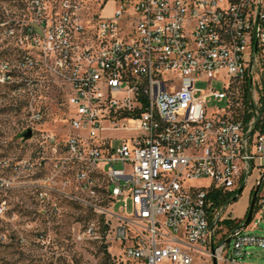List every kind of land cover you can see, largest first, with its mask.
<instances>
[{
  "label": "built area",
  "instance_id": "obj_1",
  "mask_svg": "<svg viewBox=\"0 0 264 264\" xmlns=\"http://www.w3.org/2000/svg\"><path fill=\"white\" fill-rule=\"evenodd\" d=\"M6 1L0 43L14 55L0 59V86L25 95L31 136H20L26 154L0 141V238L10 231L47 251L49 234L11 200L25 192L47 223L58 198L101 212L109 201L118 264H194L195 252L212 264L211 246L217 264H240L249 247L264 249L252 232L218 243L206 199L210 187L264 179V0ZM38 68L64 86L63 137L34 127ZM199 179L207 184L188 183Z\"/></svg>",
  "mask_w": 264,
  "mask_h": 264
},
{
  "label": "rangeland",
  "instance_id": "obj_2",
  "mask_svg": "<svg viewBox=\"0 0 264 264\" xmlns=\"http://www.w3.org/2000/svg\"><path fill=\"white\" fill-rule=\"evenodd\" d=\"M0 3L10 4L6 0H0ZM107 13L108 11H106ZM6 43V41L0 43V59L10 58L14 55L11 48L4 47ZM35 73H38L39 82L38 87L34 91L33 98H30V103L33 107L42 110L43 118L41 121L35 123L34 127L49 130L56 133L59 137H63L70 132V128L66 124L68 109L64 86L43 68H38ZM212 85L217 88L220 87L219 83H213ZM202 86L205 87V83ZM4 90L6 93L2 94ZM11 94L6 88L0 86V141H4L3 147L8 155L26 154L27 149L20 144V134L28 123L30 112L25 110L21 105L25 95L19 94L15 97ZM213 104L210 103L209 105ZM129 135H131L129 131L116 133L118 137H127ZM250 181L246 184V187ZM251 182L252 195L257 181L252 180ZM188 183L194 186H201L206 185L207 181L199 179L188 181ZM246 187L242 189V193ZM263 193L264 180L260 185L258 198ZM11 200L13 203H17L22 221L25 218L31 219L36 229H43L49 234V244L47 251H42L39 245H35L31 240H28L27 244L21 243L12 232L5 231L6 237L0 238V264H13L16 261L32 264L43 259H52L56 255H59L60 264H104L107 254L111 262L118 264V261L122 258L118 243L112 239V231L116 225V219L110 218L106 214V211H104L112 208L109 201L104 200L98 203L104 209L101 212L81 201L58 198L60 210L47 223L44 220V216L38 213V204L29 194L25 192L17 193L11 196ZM238 201L237 199L234 202V206L228 211L229 214L235 213ZM118 205L119 203H115L113 208L116 212L119 211L117 209ZM105 219H108V224L104 222ZM251 222H256L257 224V227L254 229L256 234H264V217L259 221H256V217H254ZM249 226L245 229L247 230ZM89 227H92L90 232ZM247 251L249 253L247 258L242 259L241 257L239 262L264 264V249L249 247ZM134 262V260H125L124 264H133ZM194 264H211V260L208 255H201L195 252Z\"/></svg>",
  "mask_w": 264,
  "mask_h": 264
},
{
  "label": "trees",
  "instance_id": "obj_3",
  "mask_svg": "<svg viewBox=\"0 0 264 264\" xmlns=\"http://www.w3.org/2000/svg\"><path fill=\"white\" fill-rule=\"evenodd\" d=\"M241 191L242 189L240 188H237L232 191H223L214 187H210L207 190L206 199L209 202V207L207 208V210L209 212L210 221L211 223H214L216 233H220L221 230L225 229L224 233H222L220 235V238H218V241L219 240L224 241V239H226L228 235L233 233L235 229H237L241 225V223L244 221L246 217V214L243 217V219L220 218L219 216L215 217L217 212L222 210L228 204L236 201ZM258 199L259 198H257L254 205V214L257 210ZM104 264H115V263L109 260V255L107 254L104 260Z\"/></svg>",
  "mask_w": 264,
  "mask_h": 264
},
{
  "label": "crops",
  "instance_id": "obj_4",
  "mask_svg": "<svg viewBox=\"0 0 264 264\" xmlns=\"http://www.w3.org/2000/svg\"><path fill=\"white\" fill-rule=\"evenodd\" d=\"M244 187H246V184H245ZM244 187L242 189H244ZM251 188H252V182L250 181L249 185H247V187L245 188V190L243 191V193L241 191L239 197L237 198L239 201H238V205H237V208H236L235 213L234 214H229L228 213V211L230 210V208L234 206V202H235L234 201V202L228 204L224 208L221 218H229L231 216L230 218L241 219L242 217H244V215L247 212V208H248L249 201H250V197H251ZM261 197H264V193L260 196V198ZM254 217H256V221L262 220V218L264 217V213H255V216ZM248 225H250L249 228L247 230L244 229L243 231L244 232H252V233H255L254 232V229L257 227L256 222H253V223L250 222ZM224 231H225V229L221 230V232L217 235V238H216L217 240H218V238H220V235L222 233H224ZM218 243H223V241H220L219 240ZM248 254L249 253L247 251V253H245V255L242 256V259H246L247 256H248ZM240 264H248V263H245V262L244 263H241L240 262Z\"/></svg>",
  "mask_w": 264,
  "mask_h": 264
},
{
  "label": "water",
  "instance_id": "obj_5",
  "mask_svg": "<svg viewBox=\"0 0 264 264\" xmlns=\"http://www.w3.org/2000/svg\"><path fill=\"white\" fill-rule=\"evenodd\" d=\"M20 136L23 140L29 138L31 136V129L26 128L24 131H22ZM262 181H263V176H260L259 179L257 180L256 184L254 185V189H253L250 201H249V205L247 208V213H246V217H245L244 221L241 223V225L237 229H235V231L233 233H231L223 241V244H228L235 233L243 231L247 227V225L252 221L253 215H254V205H255V202L258 198L260 185H261ZM242 188H243V186L240 187V189H242ZM211 253L213 254L212 264H217V259L215 256V248L213 246H211Z\"/></svg>",
  "mask_w": 264,
  "mask_h": 264
}]
</instances>
